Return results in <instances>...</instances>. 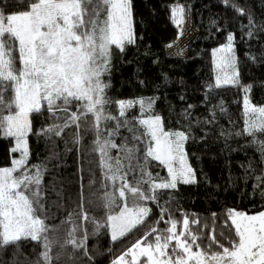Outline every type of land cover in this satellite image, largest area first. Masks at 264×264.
<instances>
[{"label": "snow or ice", "instance_id": "obj_1", "mask_svg": "<svg viewBox=\"0 0 264 264\" xmlns=\"http://www.w3.org/2000/svg\"><path fill=\"white\" fill-rule=\"evenodd\" d=\"M222 2L248 16L249 37L255 35L253 28L264 32V25L257 26L246 9L230 0ZM14 7L24 10L13 12ZM184 18L185 9L177 3L171 8V19L180 26ZM226 39L213 56L218 69H231L232 74L218 75L216 87L239 84L235 34ZM135 42L133 0H11L8 4L0 0V136L14 139L9 151L18 154L10 159V166H0V250L19 248L22 241L30 240L43 249L36 264L60 260L59 253L52 255L54 245L60 249L71 245L91 259L89 231L83 223H73L62 243L50 236L57 229L46 223L50 214L43 183L47 163L29 164L28 137L33 134L34 115L50 114L53 122L38 133L48 140L62 136L71 126L80 129L83 125L94 134L92 151L98 153L105 189L96 207L104 214L97 219L83 210L78 213L93 235L103 229L110 232L113 242L121 240L145 224L152 211L145 202L157 201L159 190L197 182L185 148L192 138L191 125L187 130L166 129L165 118L155 112L157 97L114 100L108 95L113 48L124 52ZM250 88L245 87V93ZM113 105L116 115L111 111ZM243 105L244 127L236 135L252 138L250 142L259 149L262 171L253 178L264 196V139H260L264 136V106L253 105L247 95ZM133 109L138 112L130 117ZM58 113L65 114L62 123L57 122L61 119ZM184 115L190 113L185 110ZM117 137L120 144L115 142ZM79 142L77 133L74 143ZM153 161L166 168V179L149 170ZM248 167L251 170L252 165ZM170 208L161 206L157 226L150 227L111 264H264V210L249 214L226 209L219 232L215 228L219 214L212 213L213 227L205 237L203 230L208 225L200 217L182 212L178 221ZM161 222L166 224L163 229L158 227ZM192 226L199 229L193 231ZM77 231L82 233L79 240ZM205 239L208 242L202 247Z\"/></svg>", "mask_w": 264, "mask_h": 264}, {"label": "trees", "instance_id": "obj_2", "mask_svg": "<svg viewBox=\"0 0 264 264\" xmlns=\"http://www.w3.org/2000/svg\"><path fill=\"white\" fill-rule=\"evenodd\" d=\"M4 2L8 4L11 0ZM177 3L190 7L198 35L180 48L179 54H173L169 45L177 39L178 32L171 19V8ZM230 3L251 13L257 26L264 25V0H230ZM133 14L136 42L127 45L124 52L113 48L112 87L108 95L114 100L157 97L155 112L165 118L167 129L187 130L191 125L192 138L185 148L196 170L197 182L179 184L175 190H159L157 201L145 202L152 210L145 224L121 240L113 242L110 232L103 229L93 235L91 226L82 221L78 213L83 210L97 219L104 214L96 207L105 189L101 187L98 153L92 151L94 134L83 125L80 129L71 126L62 136L48 140L38 133L53 122L50 114L34 115L33 134L28 137L29 164L47 163L43 183L50 214L46 223L57 229L50 236L62 243L73 223H83L89 231L87 251L91 259L83 256V250H74L71 245L64 249L54 245L52 255L59 253L60 260L53 259L52 264H111L150 227L157 226L155 221L159 219L161 206L171 205V214L178 221L182 219V212L200 217L202 224L208 225L203 230L205 237L213 227L212 213L219 214L215 222L219 232L226 209L249 214L264 210V196L255 188L253 178L262 171L259 149L250 142L252 138L236 135L244 127V88L251 86V101L256 106H264V32L253 28L255 35L249 37L248 16L241 15L222 0H133ZM230 33L235 34L239 84L216 87L213 51L227 42ZM185 110L190 115L185 116ZM111 111L117 114L114 105ZM137 112L138 109H133L129 116ZM58 115L61 119L57 122L62 123L65 114ZM207 120L213 122L205 123ZM121 132L127 135L123 129ZM77 133L78 144L74 143ZM115 142L120 144V138ZM13 146L14 139L0 136V166L10 165L13 154L9 150ZM54 154L55 158L49 159ZM115 154L113 150L112 155ZM149 170L160 179L167 178L166 168L158 162H151ZM89 201L93 203L90 205ZM158 227L163 229L166 224L161 222ZM192 227L193 231L199 229V226ZM76 238H82L80 231ZM207 242L205 239L201 246ZM42 250L40 243L30 240L22 241L19 248L7 246L0 250V264H36Z\"/></svg>", "mask_w": 264, "mask_h": 264}, {"label": "rangeland", "instance_id": "obj_3", "mask_svg": "<svg viewBox=\"0 0 264 264\" xmlns=\"http://www.w3.org/2000/svg\"><path fill=\"white\" fill-rule=\"evenodd\" d=\"M180 5H182L185 9V18H184V23L182 25L178 26L175 24V26L177 28V32H178L177 33V39L173 43L170 44L171 46H169V49H170L171 53H173V54H179V49L184 47L185 45H187L192 39H194L198 35V32L194 26L193 17H192L190 7L188 5H183V4H180ZM226 43H224V44H226ZM224 44H222V45H224ZM221 46H219L218 48H220ZM233 46H234V52H235L234 42H233ZM113 59H114V53H113V57H112V66H113ZM216 60H217V57H214L215 71H216L215 84H216V77L218 75L221 76V78H223L225 71L227 72L228 75L232 74L231 69H225L223 71L218 69L216 67ZM236 70L238 71L237 68H236ZM236 78H238V77H236ZM229 85H231V84H229ZM245 95H247L251 101L249 91L247 93H244L243 99H244ZM251 103L253 105H255L252 101H251ZM173 130H176V129H173ZM14 145H15V141H14ZM12 158H18V154H13Z\"/></svg>", "mask_w": 264, "mask_h": 264}]
</instances>
